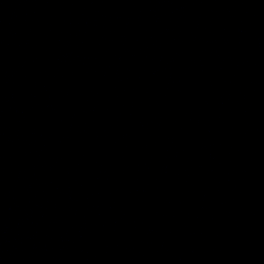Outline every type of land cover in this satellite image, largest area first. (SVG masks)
I'll return each instance as SVG.
<instances>
[{
	"label": "water",
	"instance_id": "water-1",
	"mask_svg": "<svg viewBox=\"0 0 264 264\" xmlns=\"http://www.w3.org/2000/svg\"><path fill=\"white\" fill-rule=\"evenodd\" d=\"M264 174V0H0V264H240Z\"/></svg>",
	"mask_w": 264,
	"mask_h": 264
}]
</instances>
